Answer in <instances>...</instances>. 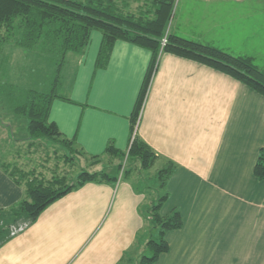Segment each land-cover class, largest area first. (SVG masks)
<instances>
[{"label":"crops","instance_id":"1","mask_svg":"<svg viewBox=\"0 0 264 264\" xmlns=\"http://www.w3.org/2000/svg\"><path fill=\"white\" fill-rule=\"evenodd\" d=\"M227 1L219 20L235 18V25L264 30V8L251 6L254 0ZM196 2L179 0L178 9ZM174 32L251 57L264 69L263 32V40L250 34L241 43L206 38L210 34L178 23ZM101 42L102 33L94 30L72 58L68 98L56 97L50 107V120L94 169L115 157L104 153L110 143L128 151L152 60L151 50L119 39L107 65L97 68ZM141 109L136 136L153 148L158 170L175 166L160 193H168L160 213L178 210L184 221L166 232L169 250L154 264H264V180L254 174L264 148V95L206 64L162 52ZM93 155L101 157L98 164ZM24 196V186L0 165V210L8 215ZM154 198L129 176L87 182L6 239L0 264H135L129 255L142 256L152 236L147 218Z\"/></svg>","mask_w":264,"mask_h":264},{"label":"trees","instance_id":"2","mask_svg":"<svg viewBox=\"0 0 264 264\" xmlns=\"http://www.w3.org/2000/svg\"><path fill=\"white\" fill-rule=\"evenodd\" d=\"M128 3V0H123ZM146 8L137 12L125 11L115 0H0V54L11 41L27 50L41 48L58 65L64 63L69 52L79 53L88 46L94 30L102 33V42L96 61V67H105L110 59L117 40H126L152 51V60L144 87L137 101L132 123L133 130L144 102L148 85L157 60L162 52L189 58L222 71L258 93L264 95V69L260 68L251 57L235 55L213 44L195 40L169 31L176 0H147ZM167 43L162 45V39ZM61 84L59 76L52 82L49 92L26 88L23 101H12L16 115L27 121V138L34 143L48 140L67 148L72 157L82 155L74 140L66 138L57 124L50 120V107L56 97L68 98L57 94L54 89ZM104 153L117 158L138 159L142 169L154 166L157 155L153 148L139 136L131 141L128 151H121L109 144ZM71 157V158H72ZM93 164H98L101 157L93 155ZM66 161L70 160L66 156ZM9 175L25 188L24 198L11 210L10 222L0 219V245L11 236L13 221L23 219L32 223L51 203L77 189L87 182H115L123 169L122 163L115 171L82 169L74 180L67 175H55L46 179L36 169H25L11 162H1ZM174 162L158 170L157 177L161 188L174 171ZM125 178L130 170H123ZM254 174L264 180V148L259 152L254 166ZM168 193L161 194L149 208L153 229L159 231V238L150 236L147 246L152 255H142L139 264H154L159 255L169 250L165 238L167 231L183 226V217L178 210L162 215L160 209ZM0 214H4L0 210Z\"/></svg>","mask_w":264,"mask_h":264},{"label":"rangeland","instance_id":"3","mask_svg":"<svg viewBox=\"0 0 264 264\" xmlns=\"http://www.w3.org/2000/svg\"><path fill=\"white\" fill-rule=\"evenodd\" d=\"M178 1L175 2L173 17L169 24L170 32L175 31V26L178 23L183 25V29L188 32L210 34L203 36L206 38L215 35L220 42L230 43L229 40H233L241 43L250 34V37L258 38V41L259 39L263 40L264 30L261 31L260 27L254 31L253 25L250 26L251 24H249L250 27L242 25V23L239 26L235 25V18L219 20V10L222 12V10L227 9L229 3L227 0H198L190 7L181 4L179 9ZM254 1L251 6L264 8V0ZM115 2L125 11L138 13L147 7L149 1L128 0V3H125L123 0H115ZM243 6L246 5L243 4ZM215 24H217V28L208 31ZM15 41L14 39L9 41L0 54V161L11 162L25 169H36L38 174L46 179L55 175H67L70 181L74 180L82 169H106L113 172L122 163L123 169L118 173L120 180L125 177L123 170H130L129 177L135 185L143 186L149 196L155 195L154 202L157 201L162 188L157 177L158 167L156 165L150 169H142L138 159H131L132 157L128 159L127 156L123 158L108 156L109 159H104L99 169H94L84 156L77 154L72 157L69 150L63 146L48 140H39L34 143L27 138L26 118L16 115L12 108V101L16 102L15 97L19 102L23 101L26 88L50 92L56 76H59L61 84L54 91L61 95L66 93V81L72 69V58L75 57L76 53L69 52L64 63L59 66L58 60L49 54H45L41 48L33 51L27 50L16 46ZM258 41H253V43H258ZM251 48L256 50L254 46ZM66 156H69L70 160L66 161ZM145 215L148 216L146 209ZM12 217L11 212H8V215L0 214V219L5 220V222H10ZM149 219L147 218L148 223H150L148 229L151 230L153 225ZM27 224L28 221L15 219L11 224V235H13L12 230L17 229L19 232ZM150 233L153 238H159L157 228L148 234ZM136 252H131L129 255L135 264L140 262L141 258V254ZM142 255H152L147 245L144 246Z\"/></svg>","mask_w":264,"mask_h":264},{"label":"built area","instance_id":"4","mask_svg":"<svg viewBox=\"0 0 264 264\" xmlns=\"http://www.w3.org/2000/svg\"><path fill=\"white\" fill-rule=\"evenodd\" d=\"M167 43V37L165 36L163 39H162V45H165ZM142 110V109H141ZM140 116H141V111L139 113V116L137 118V121L135 123V126H134V132H133V135H132V141L133 139L135 138L136 136V132H137V127L139 125V120H140ZM17 233V229H14L12 230V234H16Z\"/></svg>","mask_w":264,"mask_h":264}]
</instances>
